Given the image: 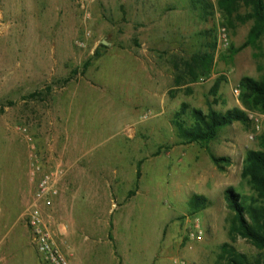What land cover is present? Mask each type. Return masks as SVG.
Returning <instances> with one entry per match:
<instances>
[{
  "label": "rangeland",
  "instance_id": "374dc122",
  "mask_svg": "<svg viewBox=\"0 0 264 264\" xmlns=\"http://www.w3.org/2000/svg\"><path fill=\"white\" fill-rule=\"evenodd\" d=\"M216 2L0 0V264H43L24 213L45 175L51 202L36 203L69 264H231L224 243L264 262L230 234L224 197L255 196L240 170L264 111L242 105L238 83L264 77V35L240 48L252 21L231 27ZM207 53L205 72L193 58ZM235 108L246 120L213 140L184 135L193 109ZM192 194L207 206L193 211Z\"/></svg>",
  "mask_w": 264,
  "mask_h": 264
},
{
  "label": "trees",
  "instance_id": "16d2710c",
  "mask_svg": "<svg viewBox=\"0 0 264 264\" xmlns=\"http://www.w3.org/2000/svg\"><path fill=\"white\" fill-rule=\"evenodd\" d=\"M216 5L233 28L236 22L252 21L247 39L240 48L247 45L255 46L259 38L264 35V0H217ZM241 7L246 9L243 14L239 12ZM238 49L234 48L231 52L234 53ZM211 62V53L193 58V63L205 72L209 71ZM187 65L188 68L193 67L189 63ZM220 80V77L215 80L212 87L213 92L217 91ZM238 88L240 101L244 107L264 111V77L254 79L250 76H243L239 80ZM192 114L194 125L184 132L188 141L209 142L215 138L217 131L222 126L234 120H246L245 113L238 108L224 113L213 109L203 113L199 109H193ZM211 159L218 166H221V162L227 161L225 157L211 156ZM139 176L140 168L138 166L136 178ZM240 176L249 183L255 196L247 203L245 198L232 187L224 191L227 205L234 213L233 229L230 230V234L235 231L241 237L247 238L253 245L262 250L264 256V131L259 137V147L246 150ZM189 204L193 211H199L207 206V198L201 194H192ZM109 237L112 238L110 232ZM222 251L231 264H251L246 261L243 254L229 247L228 243L222 244ZM255 264H264V262L258 261Z\"/></svg>",
  "mask_w": 264,
  "mask_h": 264
},
{
  "label": "built area",
  "instance_id": "2783aa9c",
  "mask_svg": "<svg viewBox=\"0 0 264 264\" xmlns=\"http://www.w3.org/2000/svg\"><path fill=\"white\" fill-rule=\"evenodd\" d=\"M219 43L223 47L229 45L228 35L224 27L221 28L219 33ZM49 179L48 175L41 178L36 192V200H43L45 204H50L51 202L48 197V191L52 189ZM36 200L24 213V219L30 231L31 242L36 252L43 264H69L65 254L56 245L53 233L45 222ZM195 229L191 236L195 235L198 239L201 233L199 226L196 225Z\"/></svg>",
  "mask_w": 264,
  "mask_h": 264
}]
</instances>
